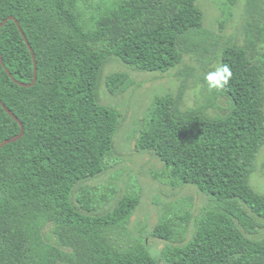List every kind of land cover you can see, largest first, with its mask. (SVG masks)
Wrapping results in <instances>:
<instances>
[{
    "label": "trees",
    "instance_id": "obj_1",
    "mask_svg": "<svg viewBox=\"0 0 264 264\" xmlns=\"http://www.w3.org/2000/svg\"><path fill=\"white\" fill-rule=\"evenodd\" d=\"M198 1L114 0L88 18L81 0H0V22L19 20L38 66L36 83L23 86L0 61V99L24 124L23 136L0 150V264H163L144 238L123 246L110 237L132 220L139 188L100 212L117 191L85 183L111 166L119 128L121 113L98 94L106 63L115 56L164 73L186 55L203 58L213 33ZM250 25L255 33L225 46L220 58L232 77L214 95L228 97L229 109L186 107L182 85L156 95L137 139L139 151L164 162L159 179L210 198L199 215L172 210L154 227L153 236L169 242L168 264H264V193L250 183L264 145V14ZM0 52L14 78L33 81L32 52L12 19L0 26ZM106 83L116 94L133 78L117 71ZM20 131L0 104V143Z\"/></svg>",
    "mask_w": 264,
    "mask_h": 264
},
{
    "label": "rangeland",
    "instance_id": "obj_2",
    "mask_svg": "<svg viewBox=\"0 0 264 264\" xmlns=\"http://www.w3.org/2000/svg\"><path fill=\"white\" fill-rule=\"evenodd\" d=\"M113 1L81 0L80 7L87 12L85 16L93 18ZM198 6L203 11L204 26L213 33L205 42L209 49L203 58L198 54L186 55L181 64L162 73L132 69L120 58L112 56L104 67L98 86L100 102L115 107L121 115L111 166L85 185L97 186L109 192L117 191L109 202L102 204L100 212L113 208L134 185L139 188L140 202L132 220L124 231L110 230L115 233L114 236L110 233V237L123 246L144 238L152 254L163 264H168L162 258V251L169 242L153 236V229L161 217L167 212L186 207H191L197 216L209 204L210 198L194 185L174 187L157 177L156 173L165 168L164 162L155 153L139 151L136 147L147 111L156 95L176 93L180 86L185 85L186 107L207 104L210 114L225 113L230 104L228 97L215 96L214 88L209 89L205 77L220 67L225 46L231 43L245 44L248 30L255 33V27L250 25L253 18L256 15L262 18L264 14V0H199ZM117 71L129 72L133 85L124 92L113 94L108 89L106 78ZM209 98L214 100V104L207 103ZM255 163L250 183L264 193V145ZM193 229L194 223H191L188 239Z\"/></svg>",
    "mask_w": 264,
    "mask_h": 264
},
{
    "label": "water",
    "instance_id": "obj_3",
    "mask_svg": "<svg viewBox=\"0 0 264 264\" xmlns=\"http://www.w3.org/2000/svg\"><path fill=\"white\" fill-rule=\"evenodd\" d=\"M10 19H12V20H14L16 23H17V25H18V27H19V29H20V31H21V33H22V35H23V37H24V39L26 40V42H27V44L29 45V48H30V50H31V52H32V56H33V59H34V65H35V74H34V79H33V81L32 82H30V83H24V82H21V81H19V80H17L16 78H14V76H13V74L10 72V70L6 67V65H5V62H4V58H3V55H2V53L0 52V61L2 62V64L5 66V68H6V70L8 71V73L10 74V76L17 82V83H19V84H21V85H23V86H32V85H34L35 83H36V81H37V76H38V66H37V57H36V54H35V51H34V49H33V47H32V45L30 44V42H29V40H28V37H27V35L25 34V32H24V30H23V28L21 27V25H20V22H19V20L15 17V16H13V15H11V16H9V17H7L5 20H3L2 22H0V26H3V25H5L6 23H7V21L8 20H10ZM0 104L4 107V109L12 116V117H14L19 123H20V126H21V131H20V133L19 134H17V135H15V136H13V137H11V138H7V139H5L4 141H2L1 143H0V150L5 146V145H7V144H9V143H11V142H14V141H17L18 139H20L22 136H23V134H24V124H23V122L20 120V118L0 99Z\"/></svg>",
    "mask_w": 264,
    "mask_h": 264
},
{
    "label": "clouds",
    "instance_id": "obj_4",
    "mask_svg": "<svg viewBox=\"0 0 264 264\" xmlns=\"http://www.w3.org/2000/svg\"><path fill=\"white\" fill-rule=\"evenodd\" d=\"M232 77V71L226 64L218 67L214 72L208 73L205 77L209 89H221L228 84Z\"/></svg>",
    "mask_w": 264,
    "mask_h": 264
}]
</instances>
